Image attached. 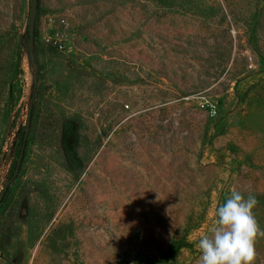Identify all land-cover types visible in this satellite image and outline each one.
I'll use <instances>...</instances> for the list:
<instances>
[{
    "label": "rangeland",
    "instance_id": "obj_1",
    "mask_svg": "<svg viewBox=\"0 0 264 264\" xmlns=\"http://www.w3.org/2000/svg\"><path fill=\"white\" fill-rule=\"evenodd\" d=\"M29 10L0 0V191L32 102L0 264H200L233 188L264 229V0H39L38 75Z\"/></svg>",
    "mask_w": 264,
    "mask_h": 264
},
{
    "label": "clouds",
    "instance_id": "obj_2",
    "mask_svg": "<svg viewBox=\"0 0 264 264\" xmlns=\"http://www.w3.org/2000/svg\"><path fill=\"white\" fill-rule=\"evenodd\" d=\"M258 201L237 188L214 212V223L197 242L200 264H253L256 241L264 237L253 209Z\"/></svg>",
    "mask_w": 264,
    "mask_h": 264
},
{
    "label": "water",
    "instance_id": "obj_3",
    "mask_svg": "<svg viewBox=\"0 0 264 264\" xmlns=\"http://www.w3.org/2000/svg\"><path fill=\"white\" fill-rule=\"evenodd\" d=\"M38 6H39V0H30L29 22H28V46H29L31 55H33L34 53L35 22H36ZM31 119H32V102L30 103L29 108H28L24 136H23L22 145L19 151V155L17 158L16 166H15L12 176L9 178V180H7V182L4 184V186L2 187L0 191V204L2 203L7 191L9 190L10 185L17 178L20 172V168H21L23 158H24L26 144L28 141L29 133H30Z\"/></svg>",
    "mask_w": 264,
    "mask_h": 264
},
{
    "label": "built area",
    "instance_id": "obj_4",
    "mask_svg": "<svg viewBox=\"0 0 264 264\" xmlns=\"http://www.w3.org/2000/svg\"><path fill=\"white\" fill-rule=\"evenodd\" d=\"M45 41L49 45L54 46L59 50L69 49L70 47H72L71 44H68V42L62 39L58 34H53V35L47 34L45 36ZM197 105L201 110H204L210 118L217 117L218 115L217 102L202 96L198 98Z\"/></svg>",
    "mask_w": 264,
    "mask_h": 264
},
{
    "label": "trees",
    "instance_id": "obj_5",
    "mask_svg": "<svg viewBox=\"0 0 264 264\" xmlns=\"http://www.w3.org/2000/svg\"><path fill=\"white\" fill-rule=\"evenodd\" d=\"M27 37H28V29H27ZM37 37V29L35 28V39ZM32 62H33V66L36 70V74L38 75L40 73V71L42 70V65L38 59V57L33 53L32 55ZM24 131H25V127L23 128L21 134H20V137H19V142H18V155H19V151H20V148H21V145H22V140H23V136H24ZM28 142V141H27ZM26 147H27V144H26ZM25 152H26V148H25ZM17 162V161H16ZM16 162L14 163V166L12 167V171H11V174H10V177L12 176L13 172H14V169H15V166H16ZM9 177V178H10ZM9 180V179H8Z\"/></svg>",
    "mask_w": 264,
    "mask_h": 264
}]
</instances>
